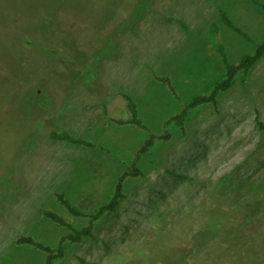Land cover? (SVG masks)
Listing matches in <instances>:
<instances>
[{"label": "rangeland", "instance_id": "1", "mask_svg": "<svg viewBox=\"0 0 264 264\" xmlns=\"http://www.w3.org/2000/svg\"><path fill=\"white\" fill-rule=\"evenodd\" d=\"M263 40L264 0H0V264H44L15 241L56 247L68 230L45 209L89 224L56 193L78 208L109 201L149 136L112 121L129 118L123 94L151 133L171 138L141 158L143 177L126 182L95 239L67 244L56 264H264V59L217 109L165 126L225 77L220 47L237 64ZM53 131L96 148L53 142Z\"/></svg>", "mask_w": 264, "mask_h": 264}, {"label": "trees", "instance_id": "2", "mask_svg": "<svg viewBox=\"0 0 264 264\" xmlns=\"http://www.w3.org/2000/svg\"><path fill=\"white\" fill-rule=\"evenodd\" d=\"M221 15L225 24L230 29L240 34L248 42H252L250 36L244 33L242 29L238 27L228 15H226L224 12H222ZM220 53L223 57V65L226 71L225 77L214 85L210 94L195 97L183 108L181 113L173 115L171 118H169L165 122L166 127L171 124H175L180 128H183L185 123L190 119L191 113L203 105L211 106L214 109H217L219 105V96L222 93L231 90L239 76H247L250 71L254 69L261 60L264 59V40L260 45L257 46L254 54L243 56L237 64H231L228 61L223 47H220ZM52 55H55L54 51H52ZM31 96L32 95L29 94L28 97ZM122 96L126 103V109L129 114V118L126 120L113 119L112 121L117 125H129L136 127L141 131H146L149 133V136L141 145V147L135 151L132 164L126 167V170L115 182L111 197L107 203L99 204L95 203L90 198H86L80 203L78 208L73 205L71 200H69L64 193L55 194L57 203L62 206L70 215L73 217L89 219V224L86 227L77 229L62 215L52 210L45 209L42 211V216L46 220L60 228H65L68 230V233L59 240L56 247L45 245L34 239L32 236L21 235L16 239V246H28L45 254L46 258L44 264H56L58 261L62 260L65 256V246L67 244L79 245L86 240H94L96 223L105 215L116 214L122 202L126 199V182L130 179H138L143 177V172L138 166L141 158L148 154L158 142H167L171 138V135L168 131H166L163 136H157L151 133L148 126L139 118L138 105L135 100L128 94H123ZM34 104L36 105L35 100ZM256 124L259 129L264 132V123L260 120L259 116L256 117ZM182 130L184 131V129ZM49 139L53 142H61L68 145L80 146L84 148H96V144L94 142L78 137L68 131H53L49 134ZM176 176L181 179L185 178L183 175ZM214 225H216V227L219 229L221 227V224ZM208 226L215 227L210 224H208ZM82 262L85 263V261ZM250 262L252 264H262L256 259L250 260Z\"/></svg>", "mask_w": 264, "mask_h": 264}]
</instances>
